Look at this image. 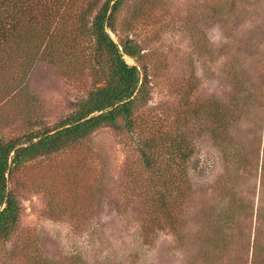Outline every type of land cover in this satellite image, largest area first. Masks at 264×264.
I'll return each mask as SVG.
<instances>
[{
    "label": "rangeland",
    "instance_id": "374dc122",
    "mask_svg": "<svg viewBox=\"0 0 264 264\" xmlns=\"http://www.w3.org/2000/svg\"><path fill=\"white\" fill-rule=\"evenodd\" d=\"M103 2L0 0V25L15 28L0 29V43L10 36L14 47L9 56L0 44V138L56 125L106 80L107 57L95 60L88 32ZM108 31L117 44L138 43L137 58L123 57L147 73L151 98L135 111L132 133L101 127L6 174L21 210L0 238V264H206L191 238L196 211L214 204L219 212L231 199L220 185H231L244 206L223 228L225 241L216 236V251L230 241L223 260L208 264H264V0H125ZM243 81L247 91L258 88L259 102L228 123L225 102ZM180 143L190 152L188 176L179 172ZM140 147L159 169L145 167ZM243 150L252 167L233 177ZM167 159L171 172L162 176L184 191L181 244L176 223L146 208Z\"/></svg>",
    "mask_w": 264,
    "mask_h": 264
},
{
    "label": "trees",
    "instance_id": "16d2710c",
    "mask_svg": "<svg viewBox=\"0 0 264 264\" xmlns=\"http://www.w3.org/2000/svg\"><path fill=\"white\" fill-rule=\"evenodd\" d=\"M124 1L125 0H104L90 18L88 32L90 36L95 38V50H97L95 60H97L98 56L101 57L103 54L107 57L109 72L108 75H106V80L101 85L91 89L88 96L80 100L77 109L59 120L56 125L50 128L30 131L19 138H10L7 140L0 138V238H7L16 228L21 210V204L15 197L13 191L7 189V173L12 174L15 168L27 161L56 152L73 143H77L101 127H110L114 131L125 129L127 132L132 133L135 127V111L141 105L146 104L151 98V90L149 87L150 80L147 73L141 76V72L137 66L129 65L123 57L125 55L131 58H137L140 53L138 43L130 38H125L117 44L108 31H114L115 13ZM234 2L235 1H233V3ZM234 7L237 8L239 5H235L234 3ZM0 29L2 33L5 30L12 31L15 28L13 25L11 26V24L8 25L7 28L1 24ZM25 29L28 31V28L25 27ZM34 29L35 28H33V30ZM20 36L21 34H18L16 38H20ZM9 38L10 36L1 38L4 42L0 44L1 46H6V51L10 56L12 54L11 49L14 47H9L7 45L5 40ZM21 46L22 45L19 44L15 46V48L19 49ZM100 61L101 59H98V66L103 67ZM10 64L11 63H8L2 67V72L4 70H9ZM262 67L264 69V61ZM245 82H241L239 88H234V92L227 99L228 102H225L227 103V105H225L227 108L224 112V116L228 118V123L230 119L238 117L240 114H243L244 110L251 108L250 106L253 105L256 100L259 102L258 88L247 91L245 87L247 82L246 84ZM230 106L231 109H229ZM235 108L237 110H235ZM141 148L142 147H140V152L145 167L152 170L159 169L153 154ZM149 149H151V147H149ZM177 150L181 161H183V169L179 170V172L188 176L186 166L187 160L190 159V152L185 150L184 143H180ZM242 152L243 153L240 155L235 154L234 156V162L236 163L234 167H236V172L232 173V170L229 169V173L233 174V177L238 178V173L242 175L245 173V168L252 167V161H254L253 154L247 153L244 150ZM165 161V168L162 172L160 171V173H158L157 181L160 183V189L157 192V197L155 198L152 194L149 195L146 208L150 210L148 212L153 215L154 219H157L156 217H161V219H165L171 224L175 225L176 223L175 233H179L181 230L180 228L184 227L187 223V218L185 217L187 215L184 214L183 216V214H181L185 209H183L184 191L174 186V183L169 181L172 178L168 179L169 177L162 176V173L164 175H169L171 172L168 167L169 162L172 163V161L169 159ZM167 169L169 172L166 171ZM170 176H172V174ZM230 186L228 188L225 185H220V188L224 189L223 195L231 197V199L226 202L227 205L224 209L218 212L216 205L213 204L207 209L196 211L198 218L196 222L197 232H195L196 235L191 239L194 240L193 242L198 247L195 254L196 259L202 260L206 262V264L211 263V261H218L217 259L223 260L226 254L225 249H229L230 241H227L226 244L223 243V247L216 251V246L219 244V242L216 243V236L219 235L220 237H218V239L224 242L226 236L222 234L223 228L233 227L241 217L240 213H242L244 205H240L241 200L235 199V191H233V187ZM230 190H232V192H230ZM172 192H175V202L172 200L170 203ZM174 210L176 211L175 216L172 215ZM206 227H212L214 231H212V229L211 231H207ZM176 236L178 244L183 243L185 239L183 234L179 233L176 234ZM188 260V264H191V260L189 258L187 261ZM260 260L261 257H256V262ZM226 264L230 263L226 261Z\"/></svg>",
    "mask_w": 264,
    "mask_h": 264
}]
</instances>
